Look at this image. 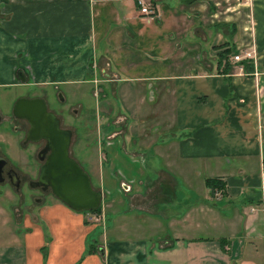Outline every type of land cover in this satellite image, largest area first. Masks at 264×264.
Listing matches in <instances>:
<instances>
[{"label":"crops","instance_id":"1","mask_svg":"<svg viewBox=\"0 0 264 264\" xmlns=\"http://www.w3.org/2000/svg\"><path fill=\"white\" fill-rule=\"evenodd\" d=\"M149 1L154 18L136 0H0V156L17 90L89 88L103 194L96 225L0 184V264H264V0ZM228 48L252 72L219 66Z\"/></svg>","mask_w":264,"mask_h":264},{"label":"water","instance_id":"2","mask_svg":"<svg viewBox=\"0 0 264 264\" xmlns=\"http://www.w3.org/2000/svg\"><path fill=\"white\" fill-rule=\"evenodd\" d=\"M18 75L24 83V75L20 70ZM10 118L26 120L29 123L26 141L46 139L48 142L51 154L40 168L36 184L49 188L55 198L74 212L97 210L103 197L102 191L94 189L88 174L76 161L68 157L71 132L58 128V119L47 111L44 99L18 98L13 104ZM5 163L6 160L0 158V184L4 181L2 168ZM11 173L12 176L15 175L13 171Z\"/></svg>","mask_w":264,"mask_h":264},{"label":"rangeland","instance_id":"3","mask_svg":"<svg viewBox=\"0 0 264 264\" xmlns=\"http://www.w3.org/2000/svg\"><path fill=\"white\" fill-rule=\"evenodd\" d=\"M55 90L61 91L62 95H60V98L58 99L59 102H62V106L60 105L59 102H57L53 96V93ZM38 90L34 89V88H22L20 90H17V92L22 94V97H31L33 94H35ZM87 91L88 93L91 92V90L89 88H77V87H68L66 88V86H59L58 88L54 89L53 87H48V88H42L39 89L38 94L37 95H42L45 92L47 93V97L50 99V106L54 109L59 108L61 109V113H62V117L64 119V125L68 126L69 123L73 124L74 126V134L75 137H77V135H84V136H88L89 139L88 140H83L80 141L79 143H77V145H75V148L73 150V153L76 155V157H80V162H84L86 163L87 161V157L89 158V154H87L86 152L89 151L93 148V139H95L96 137V133L99 131V127L98 124H96L94 121H92L91 119L89 120L88 118H92L93 114L95 116V104L93 103V100H91L89 97H84V92ZM61 99V100H60ZM109 101H111V99H109ZM112 104V103H111ZM100 107H103V105H101ZM111 108L114 107L116 109V114L120 111V110H124V107L120 106V105H114L112 104V106H110ZM76 110V114L72 113V110ZM103 109V108H102ZM102 111V110H101ZM72 113V114H71ZM11 114V111H10ZM10 114L9 116V123H11V129L13 128L14 125L18 124V122L14 121L13 119H10ZM99 115V113H98ZM93 119V118H92ZM89 120V121H88ZM79 122H82V126L80 128H78V124ZM4 123V122H3ZM3 123L0 122V125H2ZM86 123L89 125L88 127H86ZM99 128V129H98ZM16 137H15V141L12 143V145L8 146V150H7V159L10 161V163L13 165V167L19 171V173H21L22 175L28 173L29 176L33 177L35 175L36 172V168H37V164L36 162H32L31 160L28 159V154L32 153L33 151V146H27L26 148L23 147L21 141L23 140V133L19 131V133L14 132ZM19 134V135H18ZM6 141H9L8 138H6ZM92 144V146H91ZM1 148V147H0ZM82 155V157H81ZM90 160V159H88ZM87 166V172L89 174V176L91 177V181L92 182H96L97 181V169H90ZM91 166L93 167L94 165L91 162ZM91 182V184H92ZM5 186H7L8 190H10V188L8 187L9 185L6 184ZM92 187L96 190H98V188L92 184ZM11 191V190H10ZM15 193V203L16 204H20L23 210H27L29 209H33L35 208V206L37 204H33L32 202V197L30 196V194H32V192L30 191V187L29 184L27 182H25L21 188L19 193ZM35 195L37 193H34ZM43 202H52V201H59L57 198H55L52 195H48L45 199H43ZM60 202V201H59ZM102 202H103V197L101 200V204H100V212L99 213H92L91 212H83L86 215L87 220L88 217H96L97 220L92 219L91 221L96 224L99 225L101 224V216H102Z\"/></svg>","mask_w":264,"mask_h":264},{"label":"flooded vegetation","instance_id":"4","mask_svg":"<svg viewBox=\"0 0 264 264\" xmlns=\"http://www.w3.org/2000/svg\"><path fill=\"white\" fill-rule=\"evenodd\" d=\"M60 95H62V93H61V91H58V90H55L53 93V96L57 102H59L58 99L60 98ZM30 98H35V97H30ZM38 98L44 99L46 106H47V111L49 113H51L52 115H54V117L56 119H58V122H59L58 128L60 130H65V131L71 132L70 141H69L68 148H67V155L70 159L76 161L79 164V166L88 174V172L86 170L87 169L86 163H84V162L81 163L80 157L79 158L76 157V155L73 153V150L75 148V145H77V143H79L80 141H83V140L84 141L88 140L89 137L84 136V135L82 136L79 134L77 135V137H75L74 127H73L74 125L71 123H69L68 126L64 125V119L62 117L61 109H59V108L54 109L50 106L51 101L47 97L46 92L44 94L38 96ZM62 102H63V100L61 102H59L60 105L62 104ZM72 113L76 114V110L73 109ZM92 118H88V119L89 120L91 119L92 121H94V119H92ZM10 119H13L14 121L18 122V124L14 125L12 129L14 132L19 133V131H20L23 133V140L21 141L23 147L26 148L27 146H30V145H32L34 147L32 153L28 154V159L31 160L32 162H36L37 168H36L35 175L33 177L29 176L28 173L22 175L21 173H19L18 170H16L13 167L12 164H10L8 161H6V163L4 164V166L2 168V177H3L4 181L1 182V184H8L9 187L14 192L19 193L21 186L25 182H27L29 184L30 191L32 192V194H30V196L32 197L31 199H32L33 204H42V203H44L43 199H45L48 195H52L51 190L49 188L45 187L44 185H37L36 184L39 180L40 168L44 165L47 158L51 154V150L48 147V142L46 139H39L37 141H26V135H27L28 130L30 129L29 123L26 120H19V119H14V118H10ZM81 126H82V122H79L78 128H80ZM88 126L89 125L86 123V127H88ZM81 157H82V155H81ZM0 158H2V157L0 156ZM12 171L15 173L16 177H15V175L12 176V173H11ZM88 176H89V174H88ZM90 181H91V177H90ZM34 193H37V194L35 195Z\"/></svg>","mask_w":264,"mask_h":264},{"label":"trees","instance_id":"5","mask_svg":"<svg viewBox=\"0 0 264 264\" xmlns=\"http://www.w3.org/2000/svg\"><path fill=\"white\" fill-rule=\"evenodd\" d=\"M237 53L238 52L236 50L233 51L232 48H228L226 50H222L219 53L218 65L219 66L224 65V67L228 66L229 57L230 56L232 57L234 54H237ZM240 64L244 67L245 71L252 72V70H253L252 61L244 60V61L240 62ZM231 68H232V66L229 67L228 69H224L225 73H229ZM206 185L210 189L212 196H214L215 193L217 191H220L222 189V187H223L222 183L220 181L216 180V179H208L206 181ZM99 212H100V208H98L97 210L93 211L92 213H99Z\"/></svg>","mask_w":264,"mask_h":264},{"label":"built area","instance_id":"6","mask_svg":"<svg viewBox=\"0 0 264 264\" xmlns=\"http://www.w3.org/2000/svg\"><path fill=\"white\" fill-rule=\"evenodd\" d=\"M136 4L138 7V12L142 17H147V18H154L155 17V15H156L155 10L153 8L152 3L149 0H136ZM244 60H247V61L253 60L254 61L253 54L249 51H241V52H238L237 54H234L232 56L233 62L240 63ZM220 195H221V192L217 191L215 193L214 197L218 198V197H220ZM92 219L97 220L96 217H90L89 221H91Z\"/></svg>","mask_w":264,"mask_h":264}]
</instances>
